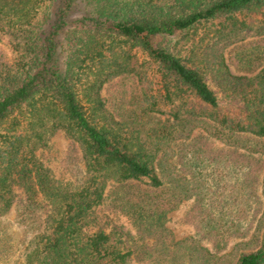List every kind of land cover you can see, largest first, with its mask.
<instances>
[{"label": "trees", "instance_id": "trees-1", "mask_svg": "<svg viewBox=\"0 0 264 264\" xmlns=\"http://www.w3.org/2000/svg\"><path fill=\"white\" fill-rule=\"evenodd\" d=\"M245 32L264 37V0H0V264H130L135 251L116 232L94 228L107 203L138 234L158 239L146 255L161 248L181 264H226L219 253L227 238L248 237V229L240 218L215 217L213 203L203 224L216 252L192 238L175 242L168 215L194 195L206 203L158 158L198 128L264 154V65L237 75L221 55L212 70L203 52L205 43L236 44ZM118 77L137 83L134 107L151 126L164 107L179 102L178 110L146 131L134 111L118 119L101 94ZM58 131L82 150L80 185L57 181L37 156ZM14 209L21 236L3 224ZM250 244L255 250L235 264H264V210Z\"/></svg>", "mask_w": 264, "mask_h": 264}, {"label": "rangeland", "instance_id": "rangeland-1", "mask_svg": "<svg viewBox=\"0 0 264 264\" xmlns=\"http://www.w3.org/2000/svg\"><path fill=\"white\" fill-rule=\"evenodd\" d=\"M241 41L236 44L223 42L205 43L204 51L207 56V64L213 70L216 59L221 55L226 58L231 71L237 75H256L264 65L257 63V58L264 52V37L257 36L255 32H245ZM7 53H10L8 50ZM251 61V62H249ZM212 70H208L206 80L210 87L222 97L221 91L215 81ZM137 83L132 78L118 77L105 84L101 94L109 111L118 119L132 117L134 113L139 115V122L143 130L151 128H163L165 119L171 118V114L178 110L180 105L164 107L165 116L160 124L150 125L148 119L134 107L133 99L140 96L137 93ZM134 93V94H133ZM173 111V112H172ZM185 113L181 110L180 114ZM170 127V124H166ZM246 139V138H245ZM253 146L254 141L246 142ZM254 148V147H252ZM198 150L197 152H195ZM159 155L178 180H183L189 185L190 194L199 190V194L205 204L197 201V195L184 200L181 205L168 215L166 228L175 242H181L192 238L197 245L216 252L217 240L210 235L209 228L203 224L208 215V209L215 203L213 215L227 216L235 223L241 219L248 230V237H240L238 234L227 238L226 249L219 253L226 255V264H235L243 254H249L255 250V245H246L249 242L258 225V220L264 210V198L262 189L264 184V154H256L246 149L232 146L225 141L210 136L204 129L198 128L190 139L172 143L168 150ZM240 155V156H239ZM246 155V160L245 156ZM40 161L50 170L53 177L60 182L80 185L86 178V166L83 153L78 144L73 142L64 131H58L50 137L48 146L37 152ZM163 175V172H161ZM251 191L255 193L250 196ZM257 195V196H255ZM205 206V207H204ZM96 218L95 230L102 229L108 233L116 232L123 240L126 249L135 251L130 264H181L174 254L162 251L161 248L153 251V255H146V247L153 243L158 244V239L143 237L137 233L131 219L122 211L117 210L111 203L99 208L94 216ZM4 223L8 231L15 236L22 235V227L16 221L15 209L4 217ZM232 223H230L231 225ZM18 234V235H17ZM222 246H224L222 244ZM24 249V246H23Z\"/></svg>", "mask_w": 264, "mask_h": 264}]
</instances>
